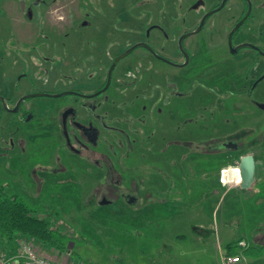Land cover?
Instances as JSON below:
<instances>
[{"label": "rangeland", "instance_id": "obj_1", "mask_svg": "<svg viewBox=\"0 0 264 264\" xmlns=\"http://www.w3.org/2000/svg\"><path fill=\"white\" fill-rule=\"evenodd\" d=\"M76 1L75 5L74 2L71 3L68 10L73 13L79 2L81 22L77 29L78 38L75 40L72 35L60 36L51 32L48 33L51 45H132L145 38L144 28L153 22L161 23L169 30L172 27L174 36L178 37L183 29L194 27L201 14L221 0H202L196 7L193 4L198 0ZM249 1L250 5L246 7L248 2L245 0H227L221 8L211 13L204 27L189 35L185 42L188 45H203L201 55L214 54L228 58L226 33L246 8L249 11L248 17L241 26L239 37L264 45V0ZM42 4L47 6L44 0ZM4 6L5 9L0 13V45H10L13 41L10 17H15L13 22L23 35H26L29 26L20 14H13L15 8L10 2H4ZM64 9H53L49 14L55 17L57 11H60L58 14L62 15L61 10ZM124 17L128 20L124 21ZM16 26L13 25L15 28ZM68 26L69 23H65V29ZM153 34L152 42L155 45H167L165 42H169L159 32L153 31ZM147 39L150 41L145 38ZM40 40L38 38L36 41ZM171 45H176V41ZM4 57L2 64L8 65L10 61L8 57ZM154 65L145 73L154 76L155 81H162L166 94L174 88L171 81L177 84V91L182 93L170 100L161 101L163 111L169 112V115L160 116L164 120L166 116L169 127L172 128L170 131L178 142L177 145L167 143V148L162 149L159 156L164 160L170 148L172 151L176 150L177 157L190 151L186 161H177L174 175L176 189L170 195L158 194V198L167 197L165 201L141 203L134 208H116L111 204L98 206L93 202L96 197L92 193L93 179L84 176L82 172L77 173L75 182L70 175L63 177L65 183L58 182L60 179H50L45 188L36 193L28 176L33 160L26 156L19 157L11 150L0 154V184L7 191L23 196L35 209L34 213L57 218L66 226L71 236L67 241L69 249L65 252L73 264H222L221 255L225 252L227 243L240 237L247 238L249 245L255 247L250 249L248 246L244 248L236 245L235 248L244 251L245 256L237 264L264 263V253L262 257H256L257 252L254 253L255 249L264 248V239L259 237L264 231V188L259 193L248 192L247 188H243L242 192L233 185L235 183L222 186L219 179L220 166L237 165L240 156L246 153H252L260 166L257 176L264 173V135L256 136L255 141H251V136H255L257 132L258 135L264 133V110L255 105L250 107L242 100L236 101V94L228 97L223 90L229 88L230 76L217 77L215 88L212 89L209 72L201 70L195 75L190 66L191 61L184 67H173L162 61H157ZM221 66L223 65L220 64L219 67ZM194 76L198 77V81L193 80ZM200 81L208 83L209 87L201 88ZM4 83L0 81V94H6L9 88L10 82ZM219 90L220 104L225 106L223 105V110L216 107L210 109L208 104L216 98ZM255 96L257 99H264V84L257 88ZM59 99L60 96H36L33 101ZM128 99L130 98H126ZM136 100L141 103L145 98L140 95ZM231 100L241 107L240 113L233 111ZM246 107H250L251 111L246 110ZM3 117L0 118L2 121L9 119L10 114ZM249 124L255 130L249 134L250 131L246 128L242 129L243 133L238 137L241 144L237 149L226 146L217 155L213 151H207L208 144ZM2 136L0 129L1 142ZM6 136L7 133L4 137ZM185 143H192V150L187 149ZM141 158L142 155L134 157L135 160ZM188 158L191 160L188 161ZM145 161L148 162L149 159L146 158ZM231 173L234 177L239 176L237 170ZM19 178H23L25 186L30 190L25 192L19 187ZM125 179L124 176L122 181L126 182ZM143 197L144 194H140L141 200ZM38 242L35 240L41 251Z\"/></svg>", "mask_w": 264, "mask_h": 264}, {"label": "flooded vegetation", "instance_id": "obj_2", "mask_svg": "<svg viewBox=\"0 0 264 264\" xmlns=\"http://www.w3.org/2000/svg\"><path fill=\"white\" fill-rule=\"evenodd\" d=\"M44 1L47 6H43L42 0H0V13L5 9L4 2H10L15 8L13 14H20L29 26L23 35L12 15L9 23L13 41L10 45H0V81L2 84L10 82L6 94H0V118L10 114L9 119H0L3 134L0 154L11 150L19 157L33 160L28 176L36 193H40L50 179L65 183L63 177L70 175L75 182L77 173L82 172L93 179L92 193L96 194L93 202L98 206L111 204L116 208H134L141 203L167 199L158 198V194H172L176 189L177 161H186L190 151L177 157L176 150L170 148L164 160L159 156L167 143L177 145L178 142L170 131L172 128L166 116L165 120L160 116L169 115L163 111L161 101L182 93L171 81L174 88L166 94L164 83L145 73L157 61L173 67H184L191 61L195 75L201 70L209 72L212 89L217 77L230 76L229 88L223 90L225 94L228 97L236 94V101L242 100L250 107L255 105L264 110L260 106L264 99L255 96L257 88L264 84V45L240 39L241 26L248 15L232 31L245 15L246 8L226 33L229 54L228 58H222L213 53L201 55L203 45H188L185 40L193 33L186 34L179 42L183 34L194 30L203 16L222 0L203 12L197 24L183 29L178 37L174 36L172 27L169 30L165 25L153 22L144 28V37L150 41L142 38L132 45H51L48 41L51 32L78 38L81 7L78 2L72 13L68 7L72 2L75 5L76 0ZM245 1L248 2L246 7L250 5L249 0ZM63 7L62 15L58 14L60 11L55 17L49 14L51 10ZM212 12L205 16L200 30ZM123 19L128 20L127 17ZM65 23L70 25L67 29ZM153 31L169 40L165 42L167 45H155ZM35 37L41 40L37 42ZM174 40L176 45H171ZM4 56L10 61L8 65L2 64ZM220 64L223 66L219 67ZM194 77L193 80L198 81V77ZM200 87L206 88L209 84L200 81ZM140 95L145 98L144 102L136 100ZM36 96H60V99L36 102L33 101ZM215 96L217 99L210 101L209 108L223 110L225 104H220V90ZM230 103L234 112L242 111L233 100ZM250 107L246 110L251 111ZM172 113L175 115L174 110ZM8 127L11 129L7 130ZM243 128L250 131L249 134L255 130L250 124L239 131L234 130L229 136L208 144L207 151L217 155L226 146L237 149ZM6 133L8 138L4 137ZM263 135L257 132L251 136V141ZM185 144L192 150V143ZM135 155H142V158L135 160ZM255 162L257 164L256 159ZM124 176L126 182L122 181ZM18 185L25 192L30 190L23 178H19ZM140 194H144L142 200Z\"/></svg>", "mask_w": 264, "mask_h": 264}, {"label": "trees", "instance_id": "obj_3", "mask_svg": "<svg viewBox=\"0 0 264 264\" xmlns=\"http://www.w3.org/2000/svg\"><path fill=\"white\" fill-rule=\"evenodd\" d=\"M34 210L23 196L7 191L0 184V248L13 255L21 238H31L58 250H68L71 233L66 226L57 218L36 214ZM227 246L226 252L233 253L234 243Z\"/></svg>", "mask_w": 264, "mask_h": 264}, {"label": "built area", "instance_id": "obj_4", "mask_svg": "<svg viewBox=\"0 0 264 264\" xmlns=\"http://www.w3.org/2000/svg\"><path fill=\"white\" fill-rule=\"evenodd\" d=\"M234 170H237V174L239 173L238 165H226L221 167L219 179L222 184H239L240 175L238 177H234L231 173ZM226 175H228L227 180H225ZM238 245L245 246L246 241L244 239H239ZM239 260L240 255L238 254H222L223 264H234ZM14 261H20L21 264H60L56 260L40 252L37 245L35 244V240H32L31 238H21L19 240L18 251L13 255H8L0 248V264H13Z\"/></svg>", "mask_w": 264, "mask_h": 264}, {"label": "water", "instance_id": "obj_5", "mask_svg": "<svg viewBox=\"0 0 264 264\" xmlns=\"http://www.w3.org/2000/svg\"><path fill=\"white\" fill-rule=\"evenodd\" d=\"M202 0H198L193 4V7H196L197 5H199L201 3ZM225 3V0H222V2L214 9L208 11L203 18L201 19L199 25L192 31H190L189 33H185L183 34L180 38H179V42L181 43L182 38L186 35V34H191L194 32H197L198 30H200V28L202 27L204 18L207 14H209L210 12L217 10L219 8H221ZM247 11L245 13V15L235 24V26L233 27L232 31L235 30L237 27H239L241 25V23L244 21V19L246 18V16L248 15ZM260 106L264 108V103H260ZM227 145H229V143H227ZM238 167H239V175H240V182H239V186L241 188H248V189H263L264 188V180H257L256 179V162H255V158L253 156L252 153H246L243 154L238 163H237Z\"/></svg>", "mask_w": 264, "mask_h": 264}, {"label": "crops", "instance_id": "obj_6", "mask_svg": "<svg viewBox=\"0 0 264 264\" xmlns=\"http://www.w3.org/2000/svg\"><path fill=\"white\" fill-rule=\"evenodd\" d=\"M258 163V162H257ZM259 167L260 166H258V164H256V179L257 180H264V173H262L260 176H257V172H260L259 171ZM222 186L224 185V184H221ZM234 186H237V189H239V190H241L242 192H243V188H241L240 186H239V184L238 185H235V184H233ZM243 189V190H242ZM248 189V188H247ZM249 190H251V191H249ZM248 190V192H255V193H259L260 192V189H249ZM247 190H245V192H246ZM259 237L260 238H263L264 239V231L259 235ZM239 239H246V245L244 246V248H246V246H248L250 249H251V247H255V245H249V241L247 240V238H245V237H240ZM238 239V240H239ZM238 240H233V241H230V242H228V243H234V246L232 247V251H233V253L231 252V253H227L226 251H227V245H226V250H225V252L224 253H226V254H238V255H240V260L239 261H241L243 258H245V256H244V254H243V252H241V251H239V250H237L236 248H235V246L236 245H238ZM37 241V240H36ZM38 242V241H37ZM39 243V246H40V248H41V251H42V253L43 254H46L47 256H49V257H51L52 259H54V260H56L57 262H59L60 264H73V263H71L70 262V258H69V255L65 252V251H62V250H58V249H56V248H53V247H51V246H46V245H44V244H42V243H40V242H38ZM227 243V244H228ZM36 244V243H35ZM245 250V249H244ZM258 250H260V249H258ZM40 251V252H41ZM255 252H257L255 255H257L256 257H262L263 256V253H264V248H262L261 249V251L259 252V251H257V249H255V251H254V253ZM262 260V259H261ZM239 261H237L236 263H234V264H237ZM221 262H222V255H221ZM13 264H21V262L20 261H14L13 262ZM80 264H82V263H80ZM223 264V263H222ZM260 264H264L262 261H260Z\"/></svg>", "mask_w": 264, "mask_h": 264}, {"label": "bare ground", "instance_id": "obj_7", "mask_svg": "<svg viewBox=\"0 0 264 264\" xmlns=\"http://www.w3.org/2000/svg\"><path fill=\"white\" fill-rule=\"evenodd\" d=\"M238 175H239V173H238ZM237 176V175H236ZM225 180H226V177H225Z\"/></svg>", "mask_w": 264, "mask_h": 264}]
</instances>
